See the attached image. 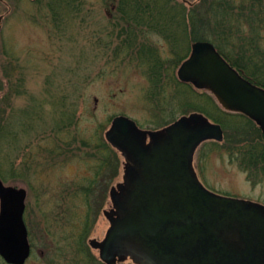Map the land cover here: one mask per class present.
I'll use <instances>...</instances> for the list:
<instances>
[{
    "label": "rangeland",
    "instance_id": "obj_1",
    "mask_svg": "<svg viewBox=\"0 0 264 264\" xmlns=\"http://www.w3.org/2000/svg\"><path fill=\"white\" fill-rule=\"evenodd\" d=\"M47 2L0 0V88L4 85L0 109L4 126L15 136L11 141L0 137V172L5 185L28 193L25 222L35 255L26 264H103L89 241L103 240L109 229L104 211L111 207L110 188L122 181L123 159L116 151L102 150L97 142H105L115 116H126L143 129L158 130L194 109L181 106L180 100L176 103L173 85L163 90V105L151 100L145 67L132 61L131 55L125 56L124 42L118 46L115 38L112 43L105 39L109 22L115 24L118 19L114 12L117 0H84L81 11L62 12L65 17L57 19L51 17ZM134 32L158 51L163 68H174L176 77L177 57L171 55L166 39L149 29ZM183 87L189 102L205 104L192 94L201 92ZM65 95V107L71 108L75 119L71 135L77 137L63 135L61 141H72L81 152L68 151L59 159L66 162L57 163L59 155L52 156L50 150L59 140H46L44 132L52 129L50 108H60L56 100L62 101ZM40 108L48 116L47 128L40 129L35 119L34 129L25 132L27 118L32 120ZM205 109L217 114L214 108ZM2 124L3 120L0 130ZM229 130L224 128L222 144L207 142L198 149L195 167L199 178L207 189L223 197L263 203L264 182L253 187L227 154L231 148L236 153L241 150ZM85 138L87 145H82ZM101 161L105 163L102 174L93 187L89 181H94ZM81 182L92 188L88 205L78 195Z\"/></svg>",
    "mask_w": 264,
    "mask_h": 264
},
{
    "label": "water",
    "instance_id": "obj_2",
    "mask_svg": "<svg viewBox=\"0 0 264 264\" xmlns=\"http://www.w3.org/2000/svg\"><path fill=\"white\" fill-rule=\"evenodd\" d=\"M177 75L227 112L247 116L264 135V89L243 79L212 44H193ZM106 138L126 164L123 183L110 192L113 209L104 211L110 228L103 241H89L104 264H264V205L210 192L193 167L202 143L223 141L220 125L192 113L143 131L117 117ZM26 195L0 179V254L10 264L29 257Z\"/></svg>",
    "mask_w": 264,
    "mask_h": 264
},
{
    "label": "trees",
    "instance_id": "obj_3",
    "mask_svg": "<svg viewBox=\"0 0 264 264\" xmlns=\"http://www.w3.org/2000/svg\"><path fill=\"white\" fill-rule=\"evenodd\" d=\"M117 1L116 16L118 19L115 24L109 22L108 27L111 30H105V39L114 41L115 38L120 42L118 46L124 42L125 56L131 55L132 61L137 60L141 66L145 67L146 76L148 78L149 75L150 81V99L163 105L166 99L163 96V90L169 89L173 85L175 88L174 100L178 105V100H180L181 106L191 107L194 111L203 113L214 122L220 123L224 128H230L229 136L235 139L241 150L236 153L231 148L227 154L246 174L247 181L253 187L264 182V137L260 129L242 115L222 111L213 97L205 92L192 93L199 95L205 104L198 105L194 101L189 102L187 90L182 89L184 85H181L172 75L174 68H163L158 51L147 46L143 35L134 32L139 29L158 32L170 44L171 55L177 57L175 65H179L188 57L192 43L197 41L212 42L226 60L245 78L264 88V0H196L193 6H188L183 2L175 4L174 0ZM77 3H81V5H77ZM82 3L84 0H48V11L56 19L61 16L62 12L73 13L80 8L79 11H81ZM245 26L248 29H245ZM115 33H117L116 36ZM1 85L0 90L4 89L3 83ZM181 96L186 100L183 101ZM67 101L68 96L65 95L62 101L56 100L60 108H50L52 129L44 132L46 140H59L55 141L50 150L52 156L59 155L57 163L66 162V160L59 159L62 154H66L68 151L71 153L73 151L81 152L80 147L74 146L72 141H61L63 135L71 138L77 137V135L75 137L71 135L75 119L71 108L65 107ZM52 102L47 103L52 106ZM205 108H214L213 110H216L217 114ZM44 113L45 110L40 108L32 120L27 118L29 123L25 132L34 129L35 119L38 120V126L42 127L40 129L47 128L45 120L48 116H45ZM184 113L187 114L186 111ZM2 120L0 137L11 141L15 137L14 131L6 128L7 125L4 126V111L0 109V121ZM86 140L87 138L81 140L82 145ZM92 142L94 143V141ZM85 144L87 145V142ZM97 145L102 150L114 151L106 142H97ZM70 147L77 148L71 150L68 149ZM104 164L101 161L100 166L96 168L94 181H89L93 187L98 183L97 178L99 174H102ZM0 174L2 177L4 176L2 171ZM89 187L86 186V182H81L78 190V195L82 197L86 205L89 203V195L92 191V188ZM88 225L83 229L84 233L87 231Z\"/></svg>",
    "mask_w": 264,
    "mask_h": 264
},
{
    "label": "flooded vegetation",
    "instance_id": "obj_4",
    "mask_svg": "<svg viewBox=\"0 0 264 264\" xmlns=\"http://www.w3.org/2000/svg\"><path fill=\"white\" fill-rule=\"evenodd\" d=\"M0 210H1V207H0ZM31 245V244H30ZM35 255V253H34V249H33V246L31 245V251H30V256H29V258H28V260L30 259V258H32L33 256ZM27 260V261H28ZM2 262V263H1ZM27 263V262H26ZM0 264H7L6 262H5V260L0 256Z\"/></svg>",
    "mask_w": 264,
    "mask_h": 264
}]
</instances>
